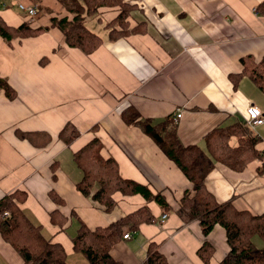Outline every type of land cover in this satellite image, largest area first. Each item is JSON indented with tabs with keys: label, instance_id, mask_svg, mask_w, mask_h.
Instances as JSON below:
<instances>
[{
	"label": "crops",
	"instance_id": "0c3cea01",
	"mask_svg": "<svg viewBox=\"0 0 264 264\" xmlns=\"http://www.w3.org/2000/svg\"><path fill=\"white\" fill-rule=\"evenodd\" d=\"M126 1L134 5L127 18L134 30L109 40L105 24L118 8L101 7L90 17L95 22L89 30L102 43L86 54L67 46L62 31L52 25L53 17L72 16L59 0H0V17L7 24L46 28L11 42L0 37V76L15 91L9 99L0 89V198L20 191L19 206L43 236L63 247L66 260L80 262L68 263H86L72 242L80 222L92 229L107 226L145 205L153 220L124 227L123 234L131 237L112 245L114 260L145 264L153 243L167 264H220L229 250L225 230L217 224L204 235L196 220L182 221L176 210L192 183L150 136L124 122L121 110L131 106L155 124L166 117L174 122L179 110V141L204 150L206 135L245 121L248 106L264 114V91L248 76L237 77L242 58L257 62L264 55V0ZM19 2L36 3L37 14L28 17ZM65 123L79 131L69 145L58 138ZM252 129L261 157L239 171L215 161L205 185L218 201L258 214L264 210V123ZM94 137L121 177L161 194L167 206L139 193L116 192L115 205L106 210L82 194L76 188L82 171L73 153ZM203 244L211 248L207 260L198 255ZM0 264H23L1 233Z\"/></svg>",
	"mask_w": 264,
	"mask_h": 264
},
{
	"label": "trees",
	"instance_id": "16d2710c",
	"mask_svg": "<svg viewBox=\"0 0 264 264\" xmlns=\"http://www.w3.org/2000/svg\"><path fill=\"white\" fill-rule=\"evenodd\" d=\"M59 1L72 16L53 18L52 25L62 31L67 46L78 48L86 54L95 51L102 43L101 37L85 25L86 18L97 16L101 7L118 8L116 17L105 24L109 28V40L119 39L134 30L129 28L127 21L134 5L126 0ZM45 29L33 28L29 22L11 26L0 17V37L7 42L36 36ZM241 65L242 70L237 77L248 76L264 91V55L257 62L246 56L241 59ZM0 89H3L7 98L15 97V91L1 76ZM121 117L126 124L137 126L150 136L192 183L191 190L184 192L176 210L182 221L196 220L204 235L217 224L223 227L229 250L220 264H264V210L258 214L237 210L230 201H218L205 185V177L215 161L239 171L252 159L261 157L255 147L259 137L253 129L245 121L216 127L206 135L207 146L204 150L199 144L183 145L179 141L175 117L174 122L172 117H166L155 124L143 118L131 106L121 110ZM78 135L79 131L71 123H65L58 138L69 145ZM232 138L236 139V143H231ZM101 147L100 140L94 137L73 153V160L82 171V178L76 183V188L82 194L91 196L95 203L106 210L115 205L113 195L116 192L123 195L139 193L146 200H154L163 208L167 206L161 194H153L146 186L121 177L117 163L112 158H104ZM49 195L53 200L62 202L54 193L50 192ZM22 198L20 191L0 198V233L14 247L23 264H76L67 262L65 251L58 242L43 236L41 227L32 222L19 206ZM152 220L149 209L143 205L107 226L92 229L80 222L72 238L73 247L86 258V263L83 264H121L112 258L110 248L120 237L123 238L124 227L131 223L136 228L139 223ZM253 236L261 240L262 246L252 239ZM210 254L211 248L207 244L198 249V255L202 259L207 260ZM145 264H167L165 256L153 243L148 246Z\"/></svg>",
	"mask_w": 264,
	"mask_h": 264
},
{
	"label": "built area",
	"instance_id": "2783aa9c",
	"mask_svg": "<svg viewBox=\"0 0 264 264\" xmlns=\"http://www.w3.org/2000/svg\"><path fill=\"white\" fill-rule=\"evenodd\" d=\"M17 7L20 11L25 13L28 17L32 18L37 14V4L32 2L30 4H26L24 2H19L17 4ZM175 118H179L181 116V112L177 110L175 112ZM245 122L248 126L251 128H255L259 125H262L264 123V114L254 105H250L246 108V119ZM167 218V214L164 213L160 216L159 222L163 223L165 219ZM124 239L130 238V235L128 233H125L123 235Z\"/></svg>",
	"mask_w": 264,
	"mask_h": 264
},
{
	"label": "rangeland",
	"instance_id": "374dc122",
	"mask_svg": "<svg viewBox=\"0 0 264 264\" xmlns=\"http://www.w3.org/2000/svg\"><path fill=\"white\" fill-rule=\"evenodd\" d=\"M53 18H56V17H53ZM53 18H51V22H52V19ZM93 20H94V22H95V19L94 18H90V17H88V18H86V22H85V24H86V27H88V29H90L89 27H90V25H91V22H93ZM100 24H102V23H100ZM103 24H105L104 22H103ZM104 28V27H103ZM105 29V28H104ZM97 31V33H101V31L102 30H96ZM253 240L255 239V241H257V242H259V238L257 237V236H253V238H252ZM79 256H81L80 254H79ZM82 257V256H81ZM67 261H69V262H78L79 260H74V259H72V258H68V260ZM81 261V260H80ZM82 261H84V260H82ZM78 263H80V262H78Z\"/></svg>",
	"mask_w": 264,
	"mask_h": 264
},
{
	"label": "bare ground",
	"instance_id": "6f19581e",
	"mask_svg": "<svg viewBox=\"0 0 264 264\" xmlns=\"http://www.w3.org/2000/svg\"><path fill=\"white\" fill-rule=\"evenodd\" d=\"M258 108V107H257ZM259 109V108H258ZM261 111V110H260ZM181 112V111H180ZM175 117V116H174ZM177 119H179V118H175V121L177 120Z\"/></svg>",
	"mask_w": 264,
	"mask_h": 264
}]
</instances>
